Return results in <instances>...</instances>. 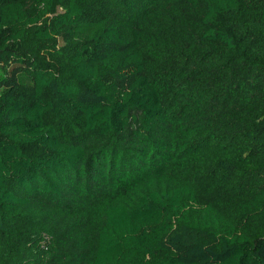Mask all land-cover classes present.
Wrapping results in <instances>:
<instances>
[{
  "label": "trees",
  "instance_id": "1",
  "mask_svg": "<svg viewBox=\"0 0 264 264\" xmlns=\"http://www.w3.org/2000/svg\"><path fill=\"white\" fill-rule=\"evenodd\" d=\"M0 264H264V0H0Z\"/></svg>",
  "mask_w": 264,
  "mask_h": 264
}]
</instances>
